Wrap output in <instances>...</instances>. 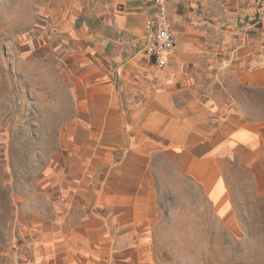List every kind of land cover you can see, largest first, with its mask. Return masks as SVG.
<instances>
[{
  "label": "crops",
  "instance_id": "crops-1",
  "mask_svg": "<svg viewBox=\"0 0 264 264\" xmlns=\"http://www.w3.org/2000/svg\"><path fill=\"white\" fill-rule=\"evenodd\" d=\"M164 2L162 69L144 52L154 0H66L47 22L74 117L38 195L35 264H171L156 240L167 170L226 217L234 173L264 197V0Z\"/></svg>",
  "mask_w": 264,
  "mask_h": 264
},
{
  "label": "rangeland",
  "instance_id": "rangeland-1",
  "mask_svg": "<svg viewBox=\"0 0 264 264\" xmlns=\"http://www.w3.org/2000/svg\"><path fill=\"white\" fill-rule=\"evenodd\" d=\"M65 1L0 0V264H35L34 211L44 208L45 173L74 117L73 79L45 45L55 27L47 22ZM172 177L167 170L161 181L166 205L156 238L165 261L264 264V197L244 175L233 174L227 217L188 179Z\"/></svg>",
  "mask_w": 264,
  "mask_h": 264
},
{
  "label": "built area",
  "instance_id": "built-area-1",
  "mask_svg": "<svg viewBox=\"0 0 264 264\" xmlns=\"http://www.w3.org/2000/svg\"><path fill=\"white\" fill-rule=\"evenodd\" d=\"M157 10L147 21L145 54L158 69L164 68L168 57L175 51V38L171 26L169 10L164 0H154ZM264 15V3L261 5L259 16Z\"/></svg>",
  "mask_w": 264,
  "mask_h": 264
}]
</instances>
